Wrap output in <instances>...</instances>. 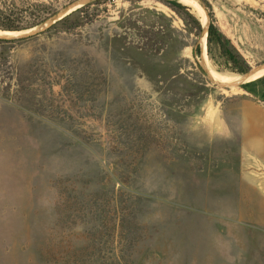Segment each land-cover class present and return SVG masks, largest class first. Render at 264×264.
I'll list each match as a JSON object with an SVG mask.
<instances>
[{
	"label": "rangeland",
	"instance_id": "374dc122",
	"mask_svg": "<svg viewBox=\"0 0 264 264\" xmlns=\"http://www.w3.org/2000/svg\"><path fill=\"white\" fill-rule=\"evenodd\" d=\"M95 1L15 0L60 19L0 42V264H264V0Z\"/></svg>",
	"mask_w": 264,
	"mask_h": 264
},
{
	"label": "trees",
	"instance_id": "16d2710c",
	"mask_svg": "<svg viewBox=\"0 0 264 264\" xmlns=\"http://www.w3.org/2000/svg\"><path fill=\"white\" fill-rule=\"evenodd\" d=\"M100 1L102 0H96L95 3H99ZM171 5L179 9L186 8L175 1L171 2ZM25 13L29 14V18L24 15ZM54 14V12L47 11L45 6L42 5H32L27 3L25 7H18L15 0H0V30L2 32H20L40 25ZM68 17L69 16L62 21L67 20ZM209 18V27H207L206 31L208 52L210 53L211 46L215 44L219 51V57L232 72L247 75L249 72L248 65L239 56L240 54L232 47L230 41L218 30L211 11H209ZM51 27H48L46 30H49ZM198 27H200L199 24ZM0 42L5 43L10 41L0 39ZM198 52L199 49L195 51V53ZM253 83H260L264 86V76L254 82L242 85L241 88L248 90V87Z\"/></svg>",
	"mask_w": 264,
	"mask_h": 264
},
{
	"label": "bare ground",
	"instance_id": "6f19581e",
	"mask_svg": "<svg viewBox=\"0 0 264 264\" xmlns=\"http://www.w3.org/2000/svg\"><path fill=\"white\" fill-rule=\"evenodd\" d=\"M71 7H73V5L72 6H70V7H68L66 10H64L63 12H66V11H68ZM54 19V18H53ZM56 19V18H55ZM51 20V19H50ZM48 24V23H47ZM44 27V26H46L45 24H42V25H40L38 28H40V27ZM37 28V29H38ZM36 30V29H35ZM33 31L34 30H23V31H20V32H1V30H0V37L2 38V39H11V38H14V37H19L20 35L22 36V35H26V34H32L33 33ZM262 70V69H261ZM264 70V69H263ZM262 70V71H263ZM258 73H259V71H257L256 73H254V75H251V76H241V75H239V76H232V77H229V79H228V83H233V84H238V83H243V82H246V81H248V80H250L251 78H254L255 76H257L258 75Z\"/></svg>",
	"mask_w": 264,
	"mask_h": 264
},
{
	"label": "crops",
	"instance_id": "0c3cea01",
	"mask_svg": "<svg viewBox=\"0 0 264 264\" xmlns=\"http://www.w3.org/2000/svg\"><path fill=\"white\" fill-rule=\"evenodd\" d=\"M240 122H264L263 106H247L239 115Z\"/></svg>",
	"mask_w": 264,
	"mask_h": 264
},
{
	"label": "water",
	"instance_id": "95a60500",
	"mask_svg": "<svg viewBox=\"0 0 264 264\" xmlns=\"http://www.w3.org/2000/svg\"><path fill=\"white\" fill-rule=\"evenodd\" d=\"M56 16L57 15H53V16H51L47 21H49L50 19H52V18H56ZM60 19V18H59ZM59 19H56V20H53V22L52 23H50L49 25H51V24H54V23H56ZM47 21H45L44 23H46ZM41 24H43V23H41ZM40 24V25H41ZM40 25H38V26H36L35 28H33V29H31V30H35V29H37ZM49 25H47L45 28H43V29H41V30H36V31H34L33 33H38L39 31H43V30H45V29H47L48 27H49ZM207 27H209V24L207 25ZM207 27H206V31H207ZM29 31V30H28ZM33 33L32 34H29L28 35V37H31V35H33ZM16 38H22V37H16ZM1 39V38H0ZM13 39H15V38H13ZM1 40H12V39H1ZM249 73V72H248ZM247 73V74H248ZM246 75V74H245ZM241 76H244V75H241Z\"/></svg>",
	"mask_w": 264,
	"mask_h": 264
}]
</instances>
